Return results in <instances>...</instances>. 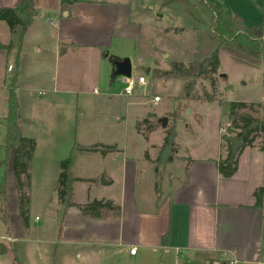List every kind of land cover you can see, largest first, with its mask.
<instances>
[{
  "label": "crops",
  "instance_id": "1",
  "mask_svg": "<svg viewBox=\"0 0 264 264\" xmlns=\"http://www.w3.org/2000/svg\"><path fill=\"white\" fill-rule=\"evenodd\" d=\"M215 1L224 7L229 22L238 14L247 25L264 24V0H246V8L239 5L245 0ZM15 2L0 0V8L11 7ZM228 2L234 8L232 14L226 10ZM33 3L37 14L33 15L19 49H0V161L6 156L5 78L11 72L9 65L17 64L18 68L16 95L21 135L35 143L28 167V227L19 215L18 189L12 171L14 150L6 165L0 164V178L6 177L4 206L8 214L6 225L0 220V244L8 249L0 253V264H14L11 249L19 256L21 246L28 244L45 259L50 253H64L62 245H75L82 262L89 261V253L95 249L116 247L132 264H264V202L262 208H257L255 197L256 190L264 185V138L256 136L251 146L243 142L236 155L237 170L231 177L219 171L217 161L229 153V145L220 135L215 155L181 156L177 147V158L163 169L161 199L152 190L137 191L136 184L141 178L155 175L153 167L147 170L150 162L144 157L145 151L151 160H156L165 136L154 127L150 117L155 112L148 108L156 103V95L150 97L148 77L153 75L157 80L156 71L165 70L160 66L157 50L151 46L153 37L144 30V22L149 21L138 14L136 0H69L63 4L61 0H33ZM0 43L16 44L3 20H0ZM147 47L148 52L139 50ZM126 57L131 59L136 76L145 75L144 71L148 75L146 83L139 84L131 95L123 90L112 92L110 87L114 60ZM131 118L136 121L134 131L138 128L146 141L138 160L125 159L124 145L117 139L97 137L102 132L115 133L114 128H109L111 124L127 123ZM145 120L144 125L149 127L141 129L139 124ZM73 134L80 142L76 137L75 142ZM76 143L116 146V151L104 155L98 151H79L78 160L88 154L100 157L101 161L90 176H74L90 184H96L97 179L105 190L115 184L107 170L114 169L117 194L100 195L96 200H111L121 208V214L114 216L109 212L104 218L84 216L79 206L89 203L90 195L86 189L77 191L73 183L72 201L76 205L66 210L59 232L61 205L56 180L60 161ZM136 161L142 168L139 173ZM173 164L178 165V170L170 167ZM101 175L104 184L100 182ZM44 210L47 222L54 223L53 228L57 229L56 236H47V224L31 223L32 215L34 221H40ZM49 244H53L51 252ZM131 247L137 248L136 255L130 254Z\"/></svg>",
  "mask_w": 264,
  "mask_h": 264
},
{
  "label": "rangeland",
  "instance_id": "2",
  "mask_svg": "<svg viewBox=\"0 0 264 264\" xmlns=\"http://www.w3.org/2000/svg\"><path fill=\"white\" fill-rule=\"evenodd\" d=\"M214 1V0H212ZM229 1V0H227ZM216 2V1H215ZM263 2V1H261ZM218 3V2H217ZM138 14L145 16L149 22H144V30L148 31L153 37L152 47L159 57L161 68L157 71H173L175 67H186L192 62L201 61L205 54L203 53L204 35L203 29L209 27L212 21L211 10L201 4V0H136ZM220 5V3H218ZM226 10L232 14L233 9L230 3H225ZM242 8L247 5L245 0L239 3ZM224 8V7H223ZM157 14L162 15L161 18ZM140 16V15H139ZM174 32H169V30ZM141 51L148 52L147 48H139ZM220 66L214 73H209L194 78H186L184 76L172 75H159V85L153 75L148 77V84L150 86V97L153 95H160L161 99L153 105H149L155 112L152 119L154 127L160 133L165 134V130L169 127H176L177 138L176 145L181 156H203L207 157L217 153V137L220 135H233L229 133V124L232 119L229 116V106L232 101H240L247 103H264V65L252 62L244 55L238 54L231 49L223 48L219 52ZM148 76L146 71L143 72ZM222 74H225L224 77ZM136 76V72H133ZM193 82L190 90L186 85ZM109 83V81H108ZM112 92L124 91L125 83L123 76H112L110 81ZM158 93V94H157ZM187 99L188 103L182 105V100ZM187 108L191 112H187ZM250 112L257 118H264L263 107H253L252 109H242L240 113ZM168 117V125L164 129L162 127V118ZM75 119V118H74ZM136 121L134 118L129 119L127 123L122 121L116 124H111L109 128H114L115 133L110 134L99 133L98 138L105 140H115L121 145H124L125 153L124 158L132 157L138 160L140 150L146 144V141L139 135V129L135 127ZM140 128L147 129L144 121L141 123ZM75 126V125H74ZM225 129V130H224ZM118 130V131H117ZM137 130V133H136ZM219 132V133H218ZM102 136V137H101ZM257 136L264 138V133H257ZM73 134V139L75 140ZM77 141L78 137H76ZM80 139H83L80 137ZM76 142V140H75ZM78 145L76 143L74 147ZM78 150L74 151V174L79 176H90L92 171L99 166L101 158L91 155L82 156L79 160L76 158ZM60 155V153H57ZM64 155V158L68 157ZM145 159L148 161V169L154 168L152 176L149 174L146 178H141L136 184L137 191L151 193L154 191L156 194V165L152 160L147 159V152L144 153ZM138 173L142 168L139 161H136ZM177 164L170 167L178 170ZM145 168V167H144ZM108 172L114 177L115 184L107 189H103L98 184H90L82 182L78 179L74 182V187L77 191L82 192L83 189L88 190L91 201L96 200L100 195L115 196L117 185V175L114 169H107ZM79 181V182H78ZM90 181L91 180H87ZM77 182V183H76ZM93 182V181H92ZM90 201V202H91ZM36 208H33L35 210ZM47 212L41 215L40 221H34L33 215L31 223L33 226L47 224V236L57 234V229L53 228L54 223L47 222ZM34 245V244H33ZM50 252L53 244H49ZM78 246L75 245H62L64 253L54 252L50 253V257L43 256L33 248L30 244L23 245L19 249V262L20 264H75L74 261L78 260L77 264H132L124 259V254L118 252V248L110 247L108 250H93L89 253L91 259L89 261H81L77 257L79 252ZM112 253H108V252ZM53 252V251H52ZM72 254L73 256H69ZM68 255V256H67ZM66 256V257H65ZM65 257V258H64Z\"/></svg>",
  "mask_w": 264,
  "mask_h": 264
},
{
  "label": "trees",
  "instance_id": "3",
  "mask_svg": "<svg viewBox=\"0 0 264 264\" xmlns=\"http://www.w3.org/2000/svg\"><path fill=\"white\" fill-rule=\"evenodd\" d=\"M69 2V0H61V3ZM201 4L208 7L212 12L211 25L203 29L204 45L203 53L205 56L201 61L192 62L186 67H175L173 71L160 72L159 75H178L186 78H194L209 73H214L220 66L219 52L223 48L244 55L245 57L264 65V24L247 25L243 18L236 14L232 22L225 19L224 8L212 0H201ZM35 7L33 0H16L11 7L0 8V20L7 23L12 40L16 44L9 43L4 45L0 43V49H19L24 33L33 19ZM16 45V46H15ZM18 82L17 64L12 66L11 72L6 76L5 83L8 91L7 95V114L6 121V138H5V158L0 164L9 160L11 150H14L12 157V171L18 189V206L19 215L25 227L29 225V204L30 196L27 192L30 185V174L28 167L32 161L34 151V140L22 137L19 121H20V105L16 95ZM191 82L186 85L190 90ZM264 85V77H263ZM263 107L264 103H247L240 101H232L229 106V116L232 119L229 126V133H237L235 136L242 140L245 146H251L257 133H264V118L260 119L252 115L250 112L240 113L242 109H252L253 107ZM146 123V120L144 121ZM140 127V124H139ZM238 130V131H236ZM177 130L176 127H169L165 130L163 144L159 149L156 160H152L156 164L158 179L156 183V193L158 200L162 195V177L163 169L174 159L177 158L176 146ZM225 142L229 145V153L225 159L217 161L220 173L225 177H231L237 170L238 159L230 150V135L223 136ZM92 151L100 152L102 155L108 152L116 151L115 145H105L95 143L91 145H76L69 156L60 161V173L56 180V191L61 209L58 213L59 232L61 230V222L66 210L76 204L73 203V183L76 180L74 176V151ZM264 151V142L262 146ZM147 159L151 160L147 154ZM256 207L262 208L264 202V185L255 192ZM6 199V177L0 178V220L6 225L8 214L6 212L4 202ZM84 216L93 218H104L111 212L114 216L121 214V208L114 204L111 200H93L82 206H79ZM5 245L0 244V253L7 252ZM13 252L14 264H20L17 253Z\"/></svg>",
  "mask_w": 264,
  "mask_h": 264
},
{
  "label": "water",
  "instance_id": "4",
  "mask_svg": "<svg viewBox=\"0 0 264 264\" xmlns=\"http://www.w3.org/2000/svg\"><path fill=\"white\" fill-rule=\"evenodd\" d=\"M37 13L34 12V15ZM113 75L114 76H127L131 77L133 75V66L132 61L129 57H126L124 59H117L113 62ZM224 77L225 74H222ZM188 103L187 99L182 100V105ZM188 113L191 112V109H186ZM168 125V117L162 118V127L165 129ZM243 145V141L237 138L235 135H230V150L233 155H237L239 148ZM100 182L102 184L105 183L104 175L100 176Z\"/></svg>",
  "mask_w": 264,
  "mask_h": 264
},
{
  "label": "built area",
  "instance_id": "5",
  "mask_svg": "<svg viewBox=\"0 0 264 264\" xmlns=\"http://www.w3.org/2000/svg\"><path fill=\"white\" fill-rule=\"evenodd\" d=\"M11 68H12V66L9 65L8 70H11ZM123 81L125 83L124 93L127 95H131L134 93L136 87L139 84L144 85L146 83V77H145V75L135 76V77L133 75L131 77L123 76ZM160 99H161V97L159 95H156L154 97V102H157ZM228 126H230V124ZM129 252L132 255H136L137 254V248L131 247Z\"/></svg>",
  "mask_w": 264,
  "mask_h": 264
}]
</instances>
